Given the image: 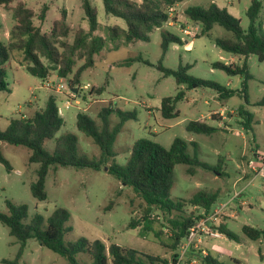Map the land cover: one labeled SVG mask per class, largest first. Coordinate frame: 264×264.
<instances>
[{
	"label": "rangeland",
	"instance_id": "1",
	"mask_svg": "<svg viewBox=\"0 0 264 264\" xmlns=\"http://www.w3.org/2000/svg\"><path fill=\"white\" fill-rule=\"evenodd\" d=\"M37 14L35 24L48 32L61 11L66 10L67 22L72 29L68 43L73 42L77 29L89 28L88 20L82 8L83 0H21ZM98 12V30L95 35L107 39L104 49L94 59V66L83 72L75 94L69 92L66 79H60L53 73L47 81L31 75L25 66L19 64L20 56L13 53L4 65L9 92H0V130L9 125L12 118H29L36 111L43 110L51 95L57 99L62 111L64 124L56 137L72 133L78 137L79 157L99 159L101 152L93 139L87 137L77 128V114L89 115L101 128L99 114L108 109L110 126L119 120V112H136L135 119H129L118 134L114 150L116 156L101 170H77L73 167L51 169L47 175L45 190L47 199L38 201L32 196L30 186L37 179L38 164L29 162V149L2 143V154L11 165L8 171L0 162V213L9 214L7 202L14 205H25L28 224L35 214L48 218L56 208H65L70 212L68 226L72 232L65 240L75 242L80 237L89 240H101L109 247L117 244L133 248L172 264L174 255L181 253V247L171 248V233L164 228L166 220L161 213H154L153 230L144 231L145 203L130 187L123 186L119 180L108 173V167L115 161L124 165L131 153L134 143L142 138L151 139L169 149L176 138L188 143V153L193 155V143H197L199 159L211 167L219 165V171L202 167L179 164L175 167L172 199L189 201L196 193L204 191L215 194L217 201L208 212H213L221 204L232 200L230 209L219 216L218 229L225 225L239 236V241L228 239L221 234L214 238L203 236L198 248L189 251L187 263L202 264L198 257L202 249L212 252L220 261L227 264H264V238L253 241L243 234L245 225L264 230V179L256 176L252 168L259 169L264 163V107L254 106L264 97V61L256 55L248 60L252 79L248 80V100L241 93L245 74L228 75L214 64L242 67L245 58L227 53L216 46L215 40L234 39L232 32L215 24L208 35L199 37L202 25L191 21L185 10L191 6L207 8L211 3L226 8L231 15L240 21L247 30L250 20L247 10L251 0H184L170 10V20L162 28L150 34L149 41L135 44H124L122 40H108L107 28L120 26L126 28L124 20L107 15L102 0H90ZM262 9L256 25L264 36V0H260ZM44 5L49 10L44 22L39 14ZM15 22L11 10L0 7V41L9 42L10 31ZM188 30L190 35L184 31ZM168 31L182 39V44L172 43L163 58V66L177 70L179 65L189 64L192 68L188 74L205 81H213L236 95L228 100L219 98V94L210 88L187 89L177 85L174 77H165L158 69L163 51L161 48L162 32ZM45 63H48L44 60ZM80 58L75 59L74 73L83 64ZM127 64L125 65L124 63ZM60 84L61 92L55 91ZM89 86L88 89H83ZM104 88L102 94L91 92V89ZM73 89V88H72ZM180 91L185 92L182 100L177 102L179 117L165 119L161 116V101L175 97ZM70 102L66 108V102ZM250 111L254 117V131L246 133L241 125L239 108ZM223 113L229 124H222V129L212 135L188 132L186 126L191 121H201L219 128ZM229 128V129H226ZM54 140H47L43 149L54 151ZM186 210L201 214L205 209L187 206ZM139 226L131 228V221ZM20 243L10 235L9 228L0 222V264L4 260L12 261L19 252ZM81 261L88 262L87 256H80ZM177 258H175L176 260ZM196 259L197 263L192 261ZM18 264H69L66 259L41 246L36 239H30L24 246Z\"/></svg>",
	"mask_w": 264,
	"mask_h": 264
},
{
	"label": "trees",
	"instance_id": "2",
	"mask_svg": "<svg viewBox=\"0 0 264 264\" xmlns=\"http://www.w3.org/2000/svg\"><path fill=\"white\" fill-rule=\"evenodd\" d=\"M105 12L124 20L126 28L120 26L108 27V40H122L124 44H135L137 42L149 41L150 34L156 29L162 28L170 20L169 12L177 4L184 0H102ZM0 7L11 10L14 26L10 31L9 42L0 41V92H9L6 82V69L4 65L10 60L13 53L20 56L19 64L25 66L27 71L41 80L46 81L53 73L60 79H66L71 88L78 86L79 79L84 71L94 66V57L105 47L107 39L95 35L98 30V12L90 0H83L82 8L88 20L87 30L79 28L75 31L73 42L67 39L72 32L67 22V12L61 11V16L56 19L48 32L35 24L37 14L21 0H0ZM262 3L260 0H251L247 10L250 24L244 30L240 21L229 13L226 8H221L211 3L207 8L191 6L185 10L187 17L202 25L199 37L208 35L215 24L220 25L232 32L234 39L215 40L217 47L223 51L239 55L245 58L242 67L226 65L221 62L215 63L216 69L225 71L228 75L245 74V81L240 91L248 100V83L252 79L247 63L251 55H256L260 61H264V36L260 33V27L256 22L259 18ZM49 10L47 5L41 9L39 19L44 22ZM264 23V22H263ZM172 43L182 44V39L168 31L162 32L161 48L163 51L159 61L158 69L165 77H174L177 85H185L187 89L210 88L219 94L222 100H228L236 95V91H229L225 87L213 81H205L188 74L191 65H179L177 70H170L163 66V58ZM80 58L83 64L74 73L72 78L75 59ZM46 60L48 63H45ZM125 65L127 64L124 63ZM102 94L104 88L91 89V92ZM185 96L180 91L175 97H167L161 101L160 113L165 119L179 117L177 102ZM254 106L264 107V97L256 102ZM136 112H119V122L111 127L108 109L99 114L102 126L99 128L95 121L86 113L77 114V128L87 137L93 139L99 147L101 156L99 159H89L78 155V137L72 133L62 134L56 137L57 132L64 124L63 117L59 114V107L55 96L51 95L43 110L36 111L29 118H12L7 128L0 130V162L11 171V165L2 154V143L14 146H23L30 151L29 162L38 164L37 179L31 184L32 196L38 201H45L47 193L45 190L46 179L51 169L58 167H73L77 170L94 169L101 170L107 163L114 159L116 152L114 144L122 126L129 120L136 118ZM242 118L241 125L246 133L254 131L255 115L239 108ZM188 132L196 134L212 135L219 129L201 121H191L186 126ZM47 140H54L53 153L43 149ZM188 143L181 139H174L169 149L161 144L142 138L137 140L131 150L130 156L124 165L113 162L108 167V173L121 182L123 186L130 187L145 203L144 231L153 230L154 213H161L166 220L164 228L171 233L173 241L171 248L176 250L187 237L191 227L201 218V214L188 212L187 206L200 207L209 211L217 201L215 194L200 191L189 201L171 198L175 167L179 164L187 165L188 171L193 172L194 167L219 171L217 167H211L203 163L197 154V143H193V155L188 153ZM9 214L0 213V222L9 228L10 235L20 243V249L14 260H4L5 264H18L22 250L30 239H36L39 244L55 254L63 257L69 264H170L166 260L144 254L133 248L122 247L111 244L107 247L101 240H89L85 237L78 238L75 242H68L65 237L72 232L73 228L68 226L70 212L65 208H56L52 214L45 218L41 214H35L28 224L23 221L27 218L25 205H14L7 202ZM131 228L139 226L137 221L132 220ZM218 231L228 239L239 241V236L221 225ZM243 234L253 241L264 238V230L245 225ZM87 256L88 262L81 261L80 256ZM174 255L172 264L176 263ZM202 264H227L220 261L212 252L208 255H198ZM235 264H239L235 261Z\"/></svg>",
	"mask_w": 264,
	"mask_h": 264
},
{
	"label": "built area",
	"instance_id": "3",
	"mask_svg": "<svg viewBox=\"0 0 264 264\" xmlns=\"http://www.w3.org/2000/svg\"><path fill=\"white\" fill-rule=\"evenodd\" d=\"M172 10V9H171ZM186 35H190V32L188 30L184 31ZM49 79H47V85L50 87V83L48 82ZM58 86L55 88V91L61 92L63 89V86L60 84H57ZM51 88V87H50ZM89 86H84L83 89H88ZM69 92L73 95L75 92L72 91V88L70 87ZM70 102L67 101L65 107L69 108ZM59 114L62 115V111L59 108ZM253 171L255 172L256 176H259L264 179V163L259 169L253 168ZM232 205V200H229L226 203L221 204L218 208H216L213 212H203L201 213V218L195 223L193 227L190 228L189 233L187 237L182 241L181 245V253L178 255L176 259L175 264H189L187 263V259L189 256V251L192 248H198V246L203 242L202 237L203 236H210V237H220L221 233L214 227L215 224H217L219 220L220 214H222L226 209H230V206ZM200 255L203 257L208 255V251L206 249H202L200 251ZM193 263H197V260L194 259L192 261Z\"/></svg>",
	"mask_w": 264,
	"mask_h": 264
},
{
	"label": "crops",
	"instance_id": "4",
	"mask_svg": "<svg viewBox=\"0 0 264 264\" xmlns=\"http://www.w3.org/2000/svg\"><path fill=\"white\" fill-rule=\"evenodd\" d=\"M178 6V4L176 5V7ZM175 8H172V10H174ZM221 115H222V117H221V119L219 120V130H221L222 129V124H224V123H227V124H229V119H227L225 116H223V113L221 112L220 113ZM226 129H229V128H226ZM218 130V131H219ZM217 131V132H218ZM252 170H253V168H252Z\"/></svg>",
	"mask_w": 264,
	"mask_h": 264
},
{
	"label": "water",
	"instance_id": "5",
	"mask_svg": "<svg viewBox=\"0 0 264 264\" xmlns=\"http://www.w3.org/2000/svg\"><path fill=\"white\" fill-rule=\"evenodd\" d=\"M72 91L76 93L77 92V89L73 88Z\"/></svg>",
	"mask_w": 264,
	"mask_h": 264
}]
</instances>
